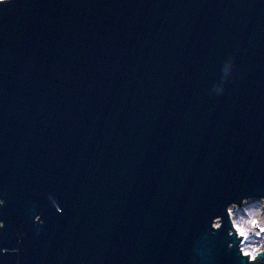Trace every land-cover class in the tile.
<instances>
[{
	"label": "water",
	"instance_id": "1",
	"mask_svg": "<svg viewBox=\"0 0 264 264\" xmlns=\"http://www.w3.org/2000/svg\"><path fill=\"white\" fill-rule=\"evenodd\" d=\"M245 196H264V0L0 5V249H21L0 264H247L225 212Z\"/></svg>",
	"mask_w": 264,
	"mask_h": 264
},
{
	"label": "clouds",
	"instance_id": "2",
	"mask_svg": "<svg viewBox=\"0 0 264 264\" xmlns=\"http://www.w3.org/2000/svg\"><path fill=\"white\" fill-rule=\"evenodd\" d=\"M11 0H0V5L10 3ZM235 68L234 59L226 60L222 67L221 81L213 86L212 91L216 94H223L225 91L224 82L231 76ZM5 200L0 199V208L5 206ZM57 212H62V209L57 207ZM225 212L231 223L232 228L229 230V237H235L239 240V245L229 243L231 249L234 246L238 247L241 258L247 260V264H256L259 260L264 262V196L256 198L252 196L242 197L237 202L229 203ZM34 223L43 225L44 221L39 215L34 218ZM223 226V216H216L211 223L213 233L221 230ZM5 224L0 220V229H4ZM258 230V231H257ZM21 241L18 240L19 244ZM0 252L19 254L21 249L14 247L11 249H0Z\"/></svg>",
	"mask_w": 264,
	"mask_h": 264
}]
</instances>
